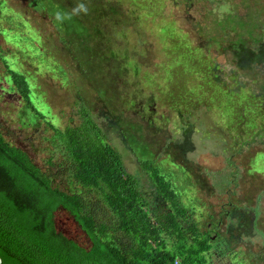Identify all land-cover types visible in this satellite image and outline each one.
<instances>
[{"label": "rangeland", "instance_id": "374dc122", "mask_svg": "<svg viewBox=\"0 0 264 264\" xmlns=\"http://www.w3.org/2000/svg\"><path fill=\"white\" fill-rule=\"evenodd\" d=\"M111 1L0 0L5 139L49 172L55 185L82 192L92 209L109 219L106 204L96 203V190L75 186L62 167L71 160L60 134L70 129L80 140L95 139L90 118L99 136L119 151L168 247L176 249L177 241L162 230L158 216L171 208L140 167L143 160L153 161L179 196L184 212L177 221L185 247L206 235L200 257L194 254L185 263L257 264L255 253L264 255V0H124L125 10L131 9L129 1L136 2L139 13L155 11L154 19L155 13L147 17L159 26L166 21L178 34L165 38L166 46L174 41L177 47L175 63L163 71L155 66L160 57L154 44L141 53L125 45L132 54L128 62L142 64L139 70L131 65L129 72L117 71L99 55L107 42L94 36L88 21L92 6L109 19L104 6ZM110 17L115 24L126 20ZM110 26H103L105 34ZM123 37L111 36V42L124 48ZM9 70L23 76L25 94ZM134 71L141 92L152 82L153 103H122ZM221 71L222 81L215 79ZM54 219L58 231L90 247L68 211L59 207Z\"/></svg>", "mask_w": 264, "mask_h": 264}, {"label": "trees", "instance_id": "16d2710c", "mask_svg": "<svg viewBox=\"0 0 264 264\" xmlns=\"http://www.w3.org/2000/svg\"><path fill=\"white\" fill-rule=\"evenodd\" d=\"M112 1L104 6L109 19L104 17V13L100 12L97 6L90 8L92 14L88 16V21L94 24V36L107 42L99 55L104 60L109 59L107 60L110 62L109 65H117V71L121 72H126V68L129 72L132 66L138 69L142 64L135 61L132 64L128 62L127 55L132 54L125 49V45L132 46V49H137L141 53L144 51L143 46L148 43L154 44L155 52L160 57L155 66L158 65L163 71L164 67L175 63L177 44L174 41L171 45L165 44L166 37L178 38L173 27L168 26L166 21L161 26L156 25L155 21L148 18L155 11L151 10L149 14L150 11L139 13L136 2L129 1L131 9L125 10L127 7L124 6V0H114L121 8V11H117ZM109 13L115 14L118 18L125 17L126 23L120 20V23L115 24ZM155 15L156 13L152 16L153 19ZM104 25L108 27L111 25V33L105 34ZM131 27L134 29L131 30ZM129 28L133 34L132 38L127 31ZM123 34H125L123 39L128 40L124 42V48L115 46L111 42V36L116 35L120 38ZM190 51L188 50L189 54ZM168 56L169 62H167ZM190 58L189 56L188 59ZM212 63L215 65L213 60L210 64ZM137 71H134L131 77L132 84L125 85L126 88L121 96L122 103L133 104L136 99H148L149 103H153L156 90L152 82H148L145 91L141 92L139 87L142 80ZM9 74L18 90L25 94L27 83L23 76L12 70H9ZM215 79L222 81V71L219 78L215 77ZM148 104L144 106V110H147ZM87 120L88 130L93 132L95 139L89 135L88 139L80 140L70 129L60 134V139L65 143L66 156L71 160L70 164L61 166L65 168L66 176L69 177L66 179L72 181L75 186L88 191L96 190V203L103 201L108 207L106 212H110L112 218L107 219L106 216L102 218L104 216H100L92 209L82 192H67L55 185L51 174L38 166L26 151L10 144L0 128L2 262L5 264H187L191 262L194 254L200 257L198 253L204 248L206 235L203 233L195 244L188 247L183 244L184 237L177 220L182 216L184 209L179 207V196L171 182L153 161L139 162L140 167L149 174L151 182L154 183L158 197L171 208L157 218L162 230L177 241L176 249L168 247L152 215L144 208L143 194L135 188V179L132 175L126 172L119 151L99 136L100 130L90 118ZM63 172L64 169L60 170L59 174ZM59 207L68 211L87 234L91 242L88 249L56 229L54 212ZM155 210L152 209L154 216L157 215ZM194 230L196 234V229ZM255 255L257 264H264V255L260 252H256Z\"/></svg>", "mask_w": 264, "mask_h": 264}, {"label": "clouds", "instance_id": "9594fccd", "mask_svg": "<svg viewBox=\"0 0 264 264\" xmlns=\"http://www.w3.org/2000/svg\"><path fill=\"white\" fill-rule=\"evenodd\" d=\"M79 8L83 9L84 6L81 4V5H79ZM85 10H86V9H85ZM58 18H59V16H58Z\"/></svg>", "mask_w": 264, "mask_h": 264}, {"label": "water", "instance_id": "95a60500", "mask_svg": "<svg viewBox=\"0 0 264 264\" xmlns=\"http://www.w3.org/2000/svg\"><path fill=\"white\" fill-rule=\"evenodd\" d=\"M0 264H5V263L2 262V258L1 257H0Z\"/></svg>", "mask_w": 264, "mask_h": 264}]
</instances>
